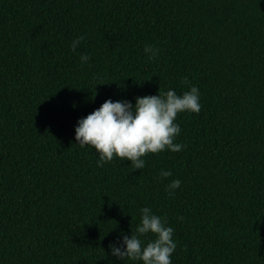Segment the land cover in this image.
<instances>
[{
    "label": "trees",
    "instance_id": "1",
    "mask_svg": "<svg viewBox=\"0 0 264 264\" xmlns=\"http://www.w3.org/2000/svg\"><path fill=\"white\" fill-rule=\"evenodd\" d=\"M185 76L202 107L177 115L181 151L98 167L75 143L105 99ZM144 206L174 228L172 264H264V0H0V264H142L108 246Z\"/></svg>",
    "mask_w": 264,
    "mask_h": 264
},
{
    "label": "clouds",
    "instance_id": "2",
    "mask_svg": "<svg viewBox=\"0 0 264 264\" xmlns=\"http://www.w3.org/2000/svg\"><path fill=\"white\" fill-rule=\"evenodd\" d=\"M84 39L83 35L75 37L70 45L72 50L75 51ZM143 51L149 60H154L161 49L146 44ZM79 59L81 64H86L90 57L82 53ZM183 83L188 87L180 94L169 88L156 95L136 96L134 103L127 99H105L98 108L78 118L74 125L75 143L95 150L98 167L115 157L129 160L132 169H143L146 165L143 157L149 153L181 151L186 146L175 142L182 131L176 122L177 115L181 112L199 114L202 107L200 89L190 84L186 76ZM170 176L171 170H161L156 179ZM181 183L180 179L171 180L166 185L167 194L175 196ZM139 212L140 220L135 230H131L130 235L119 232L108 246L109 254L120 261L172 264L171 257L177 247L174 228L151 207L144 206ZM149 234L154 239H146Z\"/></svg>",
    "mask_w": 264,
    "mask_h": 264
}]
</instances>
